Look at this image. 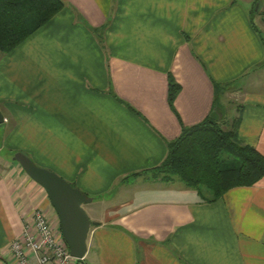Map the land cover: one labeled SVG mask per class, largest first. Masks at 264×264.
I'll list each match as a JSON object with an SVG mask.
<instances>
[{
    "label": "crops",
    "instance_id": "obj_1",
    "mask_svg": "<svg viewBox=\"0 0 264 264\" xmlns=\"http://www.w3.org/2000/svg\"><path fill=\"white\" fill-rule=\"evenodd\" d=\"M254 1L62 0L0 53V264H12L8 244L32 208L57 226L43 189L1 152L22 146L105 201L90 208L87 264H264V175L209 201L147 174L181 125L207 116L210 80L230 83L237 138L264 156V0ZM167 73L180 86L172 108Z\"/></svg>",
    "mask_w": 264,
    "mask_h": 264
},
{
    "label": "trees",
    "instance_id": "obj_2",
    "mask_svg": "<svg viewBox=\"0 0 264 264\" xmlns=\"http://www.w3.org/2000/svg\"><path fill=\"white\" fill-rule=\"evenodd\" d=\"M63 5L62 0H0V53L20 44ZM166 80V100L172 108L180 86L170 73ZM212 87V107L219 109L218 95L224 89L216 82ZM237 124L236 117L224 129L207 115L192 125H181L179 134L166 143L164 158L150 168L153 178L163 182L175 178L185 187L207 192L209 201L232 187L252 185L264 175V156L237 138ZM137 173L142 172H133Z\"/></svg>",
    "mask_w": 264,
    "mask_h": 264
},
{
    "label": "water",
    "instance_id": "obj_3",
    "mask_svg": "<svg viewBox=\"0 0 264 264\" xmlns=\"http://www.w3.org/2000/svg\"><path fill=\"white\" fill-rule=\"evenodd\" d=\"M216 121L219 115L213 106L208 114ZM3 117L0 113V123ZM11 159L21 167L25 174L38 184L55 213L57 227L71 257L82 258L86 251V236L94 222L88 218L82 205L91 201V197L72 186L53 171L37 166L20 151H15Z\"/></svg>",
    "mask_w": 264,
    "mask_h": 264
},
{
    "label": "built area",
    "instance_id": "obj_4",
    "mask_svg": "<svg viewBox=\"0 0 264 264\" xmlns=\"http://www.w3.org/2000/svg\"><path fill=\"white\" fill-rule=\"evenodd\" d=\"M264 21V17H263ZM54 223L40 207L31 209L22 223L19 237L8 244L12 264H83L82 258L71 257Z\"/></svg>",
    "mask_w": 264,
    "mask_h": 264
},
{
    "label": "rangeland",
    "instance_id": "obj_5",
    "mask_svg": "<svg viewBox=\"0 0 264 264\" xmlns=\"http://www.w3.org/2000/svg\"><path fill=\"white\" fill-rule=\"evenodd\" d=\"M237 4H241V3H243L242 1L243 0H234ZM259 5H261V3H262V0L260 1H258L257 2ZM257 14H254V12L252 11L251 12V17H252V19L254 20V21H256L257 20ZM263 17H264V15H263ZM256 19V20H255ZM258 21V20H257ZM192 55V57L194 58V60L196 61V62H198L199 64H201V61L199 60V58L196 56V55H194L193 53L191 54ZM212 80H210V83H211V86H212ZM219 84V86H222L223 88H226V90H224V94H223V97H221V95H218V101H219V104L220 105H223V107L222 108H224V114H223V117L220 119V120H218V123H219V125L222 127V128H227V127H229V124H230V122H231V120H232V117H233V113L231 114L230 112L232 111V108L233 107H235V106H233V104H232V102H230V101H228V100H231L232 98H233V94H232V92L230 91V88L231 87H229V84L230 83H225V85L226 84H228V85H226V86H223V84L222 83H218ZM212 89H213V87H212ZM166 93H167V91H166ZM211 108H212V105H211ZM211 110V109H210ZM210 112V111H209ZM209 112H208V114H209ZM234 113H235V111H234ZM207 114V115H208ZM230 116V117H229ZM232 116V117H231ZM235 116V115H234ZM1 124V123H0ZM0 128H1V125H0ZM8 147H6V148H4V149H2V153H4V155L5 156H7L9 159H10V161L11 162H15V161H13L12 159H11V157H12V154H13V152H15V151H20V152H22L23 154H25V155H27L30 159H32V161L34 162V163H36V165L37 166H40V167H43L44 168V163H42V164H39V163H41V162H37L36 160H35V158L30 154V151H28L27 149L25 150L24 148H23V146H22V148H20V149H13V148H10V149H7ZM147 174H150V175H153L152 173H147ZM93 201H94V203H90V202H88V203H85V204H83L82 205V207H83V209H84V211L86 212V214L89 216V217H92V213H91V211H90V208L91 207H93V206H95L96 207V209L97 210H101V206H102V204H104L105 203V201H102L101 203L98 201H96L95 200V198L93 199ZM47 202H48V200H47ZM43 211H44V209H42ZM98 214H99V211H98ZM91 221H93V220H91ZM54 228V235H58L59 234V230H58V227L57 226H54L53 227ZM91 256H92V253L91 252H88V254H87V251L85 252V254L83 255V257H82V262H83V264H87L88 262H90L91 261Z\"/></svg>",
    "mask_w": 264,
    "mask_h": 264
}]
</instances>
